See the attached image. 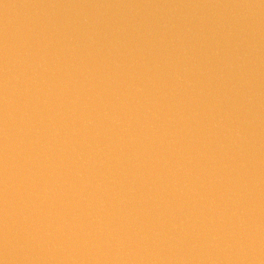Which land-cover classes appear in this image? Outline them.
<instances>
[{
    "label": "water",
    "instance_id": "obj_1",
    "mask_svg": "<svg viewBox=\"0 0 264 264\" xmlns=\"http://www.w3.org/2000/svg\"><path fill=\"white\" fill-rule=\"evenodd\" d=\"M0 264H264V0H0Z\"/></svg>",
    "mask_w": 264,
    "mask_h": 264
}]
</instances>
